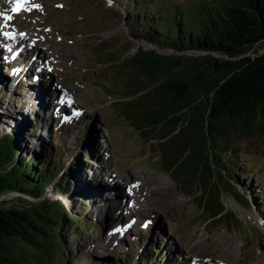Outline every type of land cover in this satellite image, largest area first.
Wrapping results in <instances>:
<instances>
[{"label": "rangeland", "instance_id": "1", "mask_svg": "<svg viewBox=\"0 0 264 264\" xmlns=\"http://www.w3.org/2000/svg\"><path fill=\"white\" fill-rule=\"evenodd\" d=\"M97 1L47 0V5L55 4L68 12L42 14L36 7L40 3L30 0L26 12L6 20L9 23L3 21L10 31L25 30L22 32L29 34L35 30L39 37L29 50H23L21 61L14 57L17 50L11 54L7 45L0 43V137L17 123H26L20 157L31 159L36 149V153H44L37 158L41 162L58 158L54 183L61 179L63 172H59L66 169L63 177L68 170L74 173L78 164L82 184L89 186L85 193L78 191L74 175L69 190L59 195L49 188L41 198L74 207L83 218L82 227L77 233L72 231L68 239L70 254L65 252L55 264H162L161 255L163 264H264V138H234L233 180L228 177L221 184L223 203L238 219L228 213L224 222L209 224L199 205V185L189 190L186 182L162 171L160 141L139 135L125 120L121 108L113 104L124 100V90L128 93L121 71L127 57L141 47L161 55L180 54L168 45H162V49L158 46L162 42L159 32L170 5L187 6L192 0H158L156 8L148 6L152 0H135L131 10L127 3L132 0ZM9 7L11 4L5 9L9 11ZM55 18L67 24L54 25ZM66 28L70 32H64ZM62 40L70 46L64 48ZM263 49L260 44L250 55ZM4 56L6 61L11 57L9 67L22 68L14 87L6 76L5 62L4 67L1 63ZM46 64L57 66L47 75ZM44 108L47 112L43 114ZM36 112L38 117L34 116ZM34 118L44 119L38 129L33 128ZM31 133L36 138H31ZM240 171L249 176L242 177ZM131 172L141 180V173H145L149 187L162 191L149 194V190L131 182ZM252 172L255 176L250 175ZM93 180H98V194L91 188ZM137 190L146 197L142 207L134 204ZM9 196L3 199L7 206L15 204L20 196L37 201L16 193ZM231 200L235 206L229 204Z\"/></svg>", "mask_w": 264, "mask_h": 264}, {"label": "trees", "instance_id": "2", "mask_svg": "<svg viewBox=\"0 0 264 264\" xmlns=\"http://www.w3.org/2000/svg\"><path fill=\"white\" fill-rule=\"evenodd\" d=\"M128 4L134 8L133 1ZM168 11L157 44L180 54L141 47L127 57L121 71L128 93L115 104L139 135L160 141L162 171L189 190L199 185L206 223L224 222L228 213L235 220L238 215L223 203L221 183L233 180L234 138H264V49L250 55L256 46L264 48V0H192ZM187 51L199 54H182ZM34 120L36 129L44 123ZM22 127L0 137V197L14 192L37 201L22 196L12 206L1 201L0 264H55L70 253L68 239L83 218L74 207L40 199L49 188L59 194L69 190L71 171L54 183L59 161L41 162L37 158L44 153L36 149L31 159L20 157L28 126ZM76 183L82 193L89 188L80 172ZM91 188H98L97 181Z\"/></svg>", "mask_w": 264, "mask_h": 264}, {"label": "bare ground", "instance_id": "3", "mask_svg": "<svg viewBox=\"0 0 264 264\" xmlns=\"http://www.w3.org/2000/svg\"><path fill=\"white\" fill-rule=\"evenodd\" d=\"M49 1H52V0H49ZM34 2L35 3H40L39 8H41V13L42 14H48L51 11L52 12H58L59 14L61 12L62 13L68 12L66 9H63L60 6H57L55 4H52L50 6L47 5V0H34ZM96 3H99V1L96 0ZM10 4H11V7H9L8 8L9 11H7V9H5V6L6 5L10 6ZM26 6H28V5H25L24 9L20 10L19 12H16V11H13V9L16 7V5L14 3V0H6V2H3V3L0 0V10L3 9L2 10L3 11V14L0 15V18H2V22L0 23V43L4 42V46L7 45L6 47L8 48V50L9 49L11 50V54H12L13 51L17 50L16 53H15V55H14V57L18 58L19 61H21L24 58V55L25 54L24 53L22 54L23 50L24 49H28L29 50V46L32 45V43H37L38 42L37 38L39 37V35L38 34H35V30H30L29 31V34L30 35L28 33H23L22 32V31H25V30H20L19 31L20 33H16L15 31H10L9 29H7V26L8 25L7 24L5 25L3 23V21L5 23H9V21H6L4 19L5 16H10L13 19H15L16 16L19 15L23 10H24L23 12H26V10H25L26 9ZM10 9H11V11H10ZM36 10H39V9H36ZM9 12H11V14H9ZM48 18H49V15L46 17V19L44 21H46ZM52 22H55L54 25H65V24H67L66 20H64V22L62 23L61 22V18L52 19ZM55 28L59 30L58 26H56ZM64 32H66V33L67 32H70V28H66ZM26 36H28V37L26 38ZM30 36L33 37V39H31V40H33V42L30 41ZM62 43H63L64 48H67L68 46H70L69 43H67L66 40H62ZM51 45L52 44H49L48 45V48L49 49L51 48ZM56 54L57 55H60L61 53L60 52H57ZM52 56L54 57V55H52ZM16 58H13V59H16ZM37 58L39 59V57H37ZM1 63L3 64L4 62L1 60ZM30 68H31V66H30ZM31 70H32L31 72H34L35 71V69H32V68H31ZM56 100H57V98H56ZM53 105H54V103H53ZM141 174L144 175L143 180H141L139 178V176H138L137 173H132V172L129 173V178H131V182H133L135 184H139V186L141 188H143V189L149 190V194H151V195H156L158 192L162 191L160 189H153L152 190L149 187V184L150 183L147 181V175L145 173H143V172ZM96 193L97 194L99 193V190L98 189L95 190V194ZM9 197L10 196L7 195V196H5L2 199H8ZM145 199H146V197L145 196H142V192H138V190H137V192L135 193V196L133 198L134 204L135 205H138L139 207H142L143 206V200H145ZM147 202H148V200H147ZM229 202H230L229 204L232 205V206H235L236 205V202H234V200H231ZM171 204H174V202L171 203ZM115 238H118V236L115 237Z\"/></svg>", "mask_w": 264, "mask_h": 264}, {"label": "snow or ice", "instance_id": "4", "mask_svg": "<svg viewBox=\"0 0 264 264\" xmlns=\"http://www.w3.org/2000/svg\"><path fill=\"white\" fill-rule=\"evenodd\" d=\"M29 2H30V0H14L16 7L13 9V11L19 12L20 10L24 9L25 5H27ZM109 2L111 3L112 0H109ZM36 7L38 8L39 5H36ZM4 19L5 20H11L12 17L5 16ZM133 187H135V185H133ZM117 231H119V229H117Z\"/></svg>", "mask_w": 264, "mask_h": 264}, {"label": "water", "instance_id": "5", "mask_svg": "<svg viewBox=\"0 0 264 264\" xmlns=\"http://www.w3.org/2000/svg\"><path fill=\"white\" fill-rule=\"evenodd\" d=\"M12 193H14V192H12ZM10 193H8L7 195H9ZM7 195H3V196H1L0 197V203H1V201H4L2 198H4L5 196H7Z\"/></svg>", "mask_w": 264, "mask_h": 264}]
</instances>
